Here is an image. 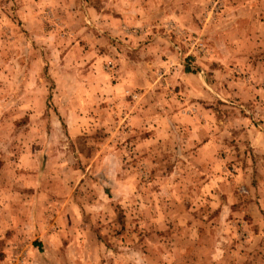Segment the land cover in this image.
Instances as JSON below:
<instances>
[{
    "label": "rangeland",
    "instance_id": "obj_1",
    "mask_svg": "<svg viewBox=\"0 0 264 264\" xmlns=\"http://www.w3.org/2000/svg\"><path fill=\"white\" fill-rule=\"evenodd\" d=\"M241 168L264 0H0V264H264Z\"/></svg>",
    "mask_w": 264,
    "mask_h": 264
},
{
    "label": "crops",
    "instance_id": "obj_2",
    "mask_svg": "<svg viewBox=\"0 0 264 264\" xmlns=\"http://www.w3.org/2000/svg\"><path fill=\"white\" fill-rule=\"evenodd\" d=\"M259 171H261L262 173H264V168H257ZM247 170V172H249V170H251V172L253 173V168H247L246 169ZM246 172V171H245ZM244 172V170H243V168H241V174L243 175V177H244V175H245V177H246V179H245V177H244V179L245 180H247L248 182H249V184L251 185V187H252V185H253V188H256L257 186H258V188L261 190L262 189V187H260V183L262 184V185H264V175L262 176V175H260L259 177H258V181H257V179L256 180H254V175L253 174H250V173H245ZM255 181V182H254ZM254 184H256V185H254ZM260 193H261V191H260ZM258 201H259V198H258ZM260 203H261V201H260Z\"/></svg>",
    "mask_w": 264,
    "mask_h": 264
}]
</instances>
